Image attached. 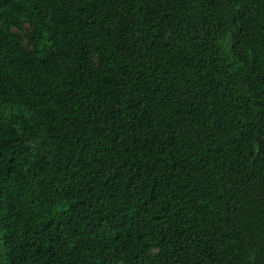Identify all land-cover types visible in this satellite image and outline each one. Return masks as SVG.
<instances>
[{
    "label": "trees",
    "instance_id": "1",
    "mask_svg": "<svg viewBox=\"0 0 264 264\" xmlns=\"http://www.w3.org/2000/svg\"><path fill=\"white\" fill-rule=\"evenodd\" d=\"M0 264H264V0H0Z\"/></svg>",
    "mask_w": 264,
    "mask_h": 264
}]
</instances>
